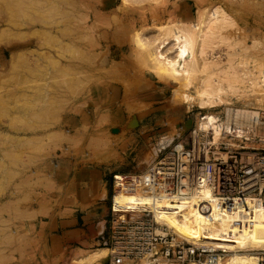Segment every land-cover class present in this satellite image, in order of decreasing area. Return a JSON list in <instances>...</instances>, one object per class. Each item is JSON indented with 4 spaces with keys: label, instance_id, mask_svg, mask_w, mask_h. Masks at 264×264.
<instances>
[{
    "label": "rangeland",
    "instance_id": "1",
    "mask_svg": "<svg viewBox=\"0 0 264 264\" xmlns=\"http://www.w3.org/2000/svg\"><path fill=\"white\" fill-rule=\"evenodd\" d=\"M159 2L146 4L143 11L123 0H0V205L11 209L8 218L19 226L10 236L23 239L19 243L22 252H15L21 264H76L79 248L109 246L111 209L105 212L102 201L93 199L82 205L83 181L94 192L102 189L104 197L108 194L103 202L108 208L115 178L145 174L172 143L186 140L192 123V128L202 125L205 130H219V141L235 132L218 128L217 123L228 115L224 104L201 109L166 86L132 36L148 24L155 28V24L169 22L171 16L194 20L198 3L219 6L229 14L231 24L224 30L225 39L218 41L217 55L224 58L223 66L232 61L234 70L248 80L264 70V0ZM157 8H168V20L160 13L152 16ZM140 12L148 18L140 19ZM76 62L81 65V82L76 79ZM198 76L191 92L198 88ZM78 83L82 92L76 97ZM245 90L229 94L226 104L257 109L259 128L253 132L264 137V92ZM205 115L210 120H202ZM204 191L197 190L203 203L200 194ZM140 198L149 211L153 190L140 191ZM216 204L230 217L222 221L225 232L242 236L240 210ZM261 210L251 208V213ZM90 215L98 222L107 220V227L99 225L92 233L86 224L85 239L70 238L66 225ZM262 226L253 228L252 240L245 238L244 249H229L222 255V262L255 264V255L246 249L259 238ZM195 237L204 244L198 234ZM11 243L4 248L6 253L16 245ZM101 264H109V258Z\"/></svg>",
    "mask_w": 264,
    "mask_h": 264
},
{
    "label": "bare ground",
    "instance_id": "2",
    "mask_svg": "<svg viewBox=\"0 0 264 264\" xmlns=\"http://www.w3.org/2000/svg\"><path fill=\"white\" fill-rule=\"evenodd\" d=\"M123 1L126 3L132 2L137 5V8L139 7L143 11L147 7L146 4L150 3L152 5H157L160 3V0ZM202 2H205V0H202ZM198 5L199 11L194 20H179L175 19V16H171L169 22L155 24V28H152L153 26L150 24L143 26L144 29H142V31L134 32L135 35L132 36L134 40L132 41L140 48L144 60L150 65L152 70L157 71H154L157 76H163V83L166 86L174 88L173 92L177 94L178 97L180 96V98L184 99V102H195L201 109L208 107L213 108L214 104L217 106L219 102L220 105L224 104L223 106L227 109L228 115L225 121L222 120L221 123H217L218 128L231 131L237 126L258 129L259 124L256 120H259V112L257 109L228 107L226 104L227 99L225 98L229 94L241 92L243 88L247 91L252 89L257 93L264 92V87H262L264 86V70L261 71L260 76L257 75L247 80L234 70V65L231 63L232 61L228 66H223L224 58L219 54L217 55L216 48H218V41H222L224 37V30L229 26L228 24H231L228 17L229 14L223 9L220 10L219 6L209 7L204 6L203 3H198ZM151 9L152 8H150V11L153 10ZM134 12L135 11H132V13ZM141 13L142 12L138 13L140 15L137 14L140 19L148 18L147 14L145 15V13H142L141 15ZM159 13L163 15L162 17H164L165 20H168V16L171 14L168 8H157L155 12L151 14L153 17L155 16V18H157ZM160 21L162 22V18ZM150 30H153L154 34H150ZM234 49L236 50L237 48ZM234 58L236 59V57ZM229 60L231 59H227L226 62ZM74 66L77 76L76 79L81 82V79H79L81 65L76 62ZM198 75L201 77L200 82L197 81L199 82V84L197 83L198 88L196 91L191 92L190 86H192L193 80ZM161 76L159 79H161ZM163 77L160 81L163 80ZM183 84L186 86L184 91L181 90L183 89ZM246 90L244 92H246ZM79 91L80 86L78 83L74 89L76 97L82 92ZM75 94L73 93L74 96ZM118 97H120V93ZM209 116L213 118L212 113H210ZM202 120L208 121L210 119H208V115H205ZM200 128L205 130L202 125ZM178 130L180 129L178 128ZM183 130H185L184 127ZM205 131H213L214 143L219 142L216 136L220 134L219 130L215 132L214 128V130L206 129ZM201 188L205 190L200 194V196L204 198L205 203L199 201L200 197L197 195V191L189 192L188 190H183L179 194L171 192L158 196L163 192L153 190L154 198L153 203H151L152 208H150L149 211L144 209L141 205V190L117 192L113 200V209L119 214H129L133 212L152 213L157 220L175 229L179 235L185 237L188 241L199 243L195 237V234H198L204 243L224 249L243 248V245L246 246L244 243L245 238H247V240H252L255 236L253 228L263 225L262 228L258 229L259 238L256 239L255 243H252L253 245H251V247H247L246 251L253 253L252 251L264 247V211L261 210L262 212L257 211L251 213L250 216H246L247 219H245L246 217L241 218L239 224L241 225V230H244V232L241 234L242 236H233L234 233L225 232L226 228L222 222L224 216L228 215H225L223 211L220 210V206L216 204L218 201L220 203L223 202L225 205L234 206L240 211L244 205L250 206V208L263 209L260 207L258 201L253 202L241 197L221 199L213 193L209 186L201 185ZM203 205L205 206V210L210 209V215L203 214L201 211ZM220 213H222L221 216L219 215ZM10 214L11 209L9 207L0 205V264H21L17 256H15V252H22L23 247L19 243H22L23 239L21 236L18 237L20 239L10 236L17 233V228H19V226L11 220V216L8 218ZM211 215H213V217H209ZM11 242H15L16 245L6 253L4 248L10 246L12 244ZM253 254L255 255V264H259L258 256L255 253ZM109 255L110 249L108 246L96 249L79 248L76 251L75 263L101 264L102 261L109 258ZM222 261L223 257L220 258L219 263L225 264Z\"/></svg>",
    "mask_w": 264,
    "mask_h": 264
},
{
    "label": "built area",
    "instance_id": "3",
    "mask_svg": "<svg viewBox=\"0 0 264 264\" xmlns=\"http://www.w3.org/2000/svg\"><path fill=\"white\" fill-rule=\"evenodd\" d=\"M241 129L234 128L235 132L214 143L213 131L196 125L186 140L172 143L145 174L117 176L113 181L114 196L137 190L195 192L206 185L218 198L258 201L264 209V137L254 134L253 127H244L240 133ZM236 139L242 142H234ZM114 196L109 264H218L221 256L230 251L190 242L152 213L119 214L113 209ZM201 211L211 214L204 205ZM239 215L250 216V206L244 205ZM252 252L258 256L259 264H264V247Z\"/></svg>",
    "mask_w": 264,
    "mask_h": 264
},
{
    "label": "crops",
    "instance_id": "4",
    "mask_svg": "<svg viewBox=\"0 0 264 264\" xmlns=\"http://www.w3.org/2000/svg\"><path fill=\"white\" fill-rule=\"evenodd\" d=\"M83 182L85 184V189H84L85 192L82 190V193L84 192V195H82L84 203L82 205H84L85 202H87V201L91 202L90 199H93V200H97L96 201L97 203H100L99 201H102L100 204H101V207H104L105 212L110 211L111 204H109L108 208L105 207L106 204H103V202L106 201L108 194H106V196L104 197L103 196L104 194L102 193V189H100L99 191L97 190L98 192H94L92 185L87 180L83 181ZM76 185H77V182L74 183V186H76ZM79 190H80L79 186H77L76 187L77 193L79 192ZM105 212L102 214L103 217L106 215ZM96 220H97V217H95L93 215H90L87 217H85V216L84 217L83 216L77 217L71 223L66 225L67 226L66 230L69 232L68 236L70 238H73L74 240H76L78 237L80 240L85 239L88 236L87 230H86V228H84V227H86V224H89V226L91 228L90 230L92 233H94L95 229L99 228V225L103 224V228L107 227V220H103L101 222H98Z\"/></svg>",
    "mask_w": 264,
    "mask_h": 264
},
{
    "label": "water",
    "instance_id": "5",
    "mask_svg": "<svg viewBox=\"0 0 264 264\" xmlns=\"http://www.w3.org/2000/svg\"><path fill=\"white\" fill-rule=\"evenodd\" d=\"M192 126H193V123H192ZM192 126L190 127V129L192 128Z\"/></svg>",
    "mask_w": 264,
    "mask_h": 264
}]
</instances>
